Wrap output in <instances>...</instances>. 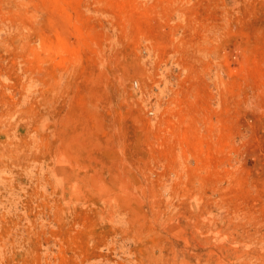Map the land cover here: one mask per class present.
I'll use <instances>...</instances> for the list:
<instances>
[{"label": "rangeland", "instance_id": "1", "mask_svg": "<svg viewBox=\"0 0 264 264\" xmlns=\"http://www.w3.org/2000/svg\"><path fill=\"white\" fill-rule=\"evenodd\" d=\"M0 264H264V0H0Z\"/></svg>", "mask_w": 264, "mask_h": 264}]
</instances>
